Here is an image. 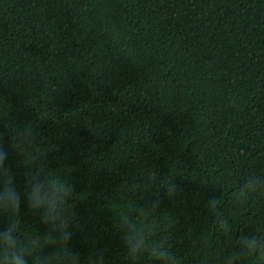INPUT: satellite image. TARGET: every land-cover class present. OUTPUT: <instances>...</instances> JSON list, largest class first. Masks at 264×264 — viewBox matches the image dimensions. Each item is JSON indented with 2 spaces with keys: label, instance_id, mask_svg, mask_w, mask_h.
Instances as JSON below:
<instances>
[{
  "label": "trees",
  "instance_id": "16d2710c",
  "mask_svg": "<svg viewBox=\"0 0 264 264\" xmlns=\"http://www.w3.org/2000/svg\"><path fill=\"white\" fill-rule=\"evenodd\" d=\"M19 126L36 136L25 165L75 187L83 227L69 247L79 264L89 238L106 264H157L147 253L130 258L113 227L115 215L157 195L151 238L179 264H224L242 232L264 235V191L233 196L241 180L264 175V0H0L5 147ZM7 163L20 230L39 244L29 264H47L49 226L28 208L22 158L10 151ZM169 181L175 198L164 195ZM222 193L227 236L205 207ZM7 225L0 211V230Z\"/></svg>",
  "mask_w": 264,
  "mask_h": 264
},
{
  "label": "clouds",
  "instance_id": "9594fccd",
  "mask_svg": "<svg viewBox=\"0 0 264 264\" xmlns=\"http://www.w3.org/2000/svg\"><path fill=\"white\" fill-rule=\"evenodd\" d=\"M36 145L35 133L28 127L16 128L5 147L0 137V211L7 214L8 225L0 230V264H29V258L39 246L34 237H29L20 230L21 194L17 191L15 172L7 163L10 151L22 158L26 168L27 189L24 193L28 208L39 214L40 222L49 226L44 238L50 237V242L42 247L53 246L50 254L45 256L47 264H79L80 256L72 251L69 243L73 238V228L81 230L83 225L77 222L76 205L72 203L75 187L69 180L54 174L39 175L34 173L24 161ZM155 175V173L153 174ZM175 182L163 185V192L168 198H175L178 193ZM264 191V175H249L241 180L233 196L238 201H244L251 194ZM159 195L152 199L148 206L137 205L130 213H120L114 216L113 227L120 234L121 241L127 255L135 259L141 253H147L157 261V264H179L175 254L165 246L164 241H155L151 238L155 225L149 227L147 221H155L161 206ZM225 194H210L205 207L214 219L213 226L218 235L227 236L232 227L228 216L223 211ZM166 227L176 228L177 222L170 216L164 217ZM185 239L191 243L197 241L193 229L187 228ZM205 237L200 235L198 240ZM90 255L88 264H106L103 250L98 241L89 238ZM254 257L256 264H264V235L242 234L236 239L234 246L225 253L224 264H246L247 258Z\"/></svg>",
  "mask_w": 264,
  "mask_h": 264
}]
</instances>
